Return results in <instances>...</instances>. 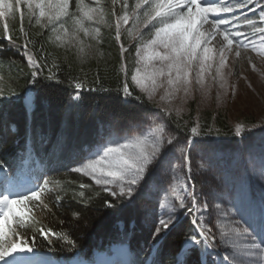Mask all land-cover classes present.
Returning a JSON list of instances; mask_svg holds the SVG:
<instances>
[{
    "label": "rangeland",
    "instance_id": "374dc122",
    "mask_svg": "<svg viewBox=\"0 0 264 264\" xmlns=\"http://www.w3.org/2000/svg\"><path fill=\"white\" fill-rule=\"evenodd\" d=\"M10 2L13 4L12 14L0 17V38H4L3 24L7 21L8 32L12 37H20L23 33H27V35L32 33L36 36L44 33L49 46L55 51H59L64 58L75 62L82 69L89 70V73L93 74L101 69L107 71L116 65L120 72L123 67L124 74L129 77L133 84L131 77L136 74V69L139 68L138 78L143 81L146 87H155L150 101L155 103L159 109L153 114L166 117L164 121L165 131L175 137L173 141L175 147L165 144L161 154L168 153L171 165L166 164L160 168L152 183L148 184L147 187L141 185L140 190L133 194H139L142 197L143 221L151 230V241L149 244H143L142 247L143 264L154 249L157 240L164 234L161 232L159 236L154 235V229L159 226L160 219L167 221L170 215V225L178 220L182 208L178 197H183L184 206L191 204L192 195L189 196L188 192L191 191L192 193L193 191L192 174L201 185L202 202L205 205L197 204V214L204 219L206 229L214 230L212 232L216 231L220 239L221 232L235 226L234 221H240L243 224L241 219V214H243L244 219L254 224L259 231L261 215L264 213V32L256 31V29L264 28V22L259 19L261 11L264 10V0H250V2L246 0V7L242 8L237 6L239 0H221L220 6L230 3L234 11L220 13L219 17L209 16L210 21L215 18L230 19L235 27L221 25V34L225 29H230L232 33L241 31L244 33L243 37L232 35L230 38L234 41L243 40V44L247 45V47L238 46L234 42L232 50L230 52L226 50L227 67L224 69L227 79L226 95L223 94L224 89L220 88L221 81L216 72L219 63L218 50L222 47V42L226 43L220 37L221 34L208 44V47L213 49L214 59L209 61L211 68L203 74V88L207 94H202L201 84L198 82V61L193 62L191 66V85L189 90L185 92L182 84L177 87L170 86L167 83V75L163 77L154 75L155 71L163 66L162 62L157 58L149 61L147 57L149 55L154 57L156 52L163 53L167 50L160 45H155L150 50L144 47V42L149 39L147 34L152 28L151 24L147 28L136 25L140 35L133 38L128 35V30L133 29V17L127 25L121 23L120 39L119 41L116 39V21L125 10L131 16L138 0H119L110 5L104 4L103 0H99V5H97L96 0H69L68 14L60 16L52 23L48 22V16L54 14V9L45 8V17L39 18L40 23H37L39 9L33 8L35 15L29 16L27 0H21L19 5H17L16 0H10ZM32 2L35 4L39 0H32ZM46 2L47 0H45ZM201 3L203 5V0ZM81 5L86 6V8L100 7L104 12V23L100 22L98 14H94L91 20L85 19L83 21V27L88 29V35H85L74 24L75 18L81 16L79 10ZM245 17L256 23L254 25L245 24ZM21 26L23 33L20 31ZM97 28L99 29V42L93 38L95 36L94 30ZM209 29L210 25H204L202 30L207 31ZM113 40H116L119 45L123 44L127 49V55L120 59V62L115 61V52L119 51L120 54L124 52H121L120 47L119 50L115 46L112 47ZM81 47L85 49L83 56L79 52ZM137 49L140 50V56H137ZM237 51L240 53L239 56L236 55ZM30 55L33 57L32 54ZM0 77H2L0 79V92L3 93L0 95V100H5L9 92H17L16 84L21 78L18 75L17 64L2 65ZM173 77H175V72H173ZM152 79L156 80L155 86L152 85ZM135 87L148 98L147 92L142 91L139 86ZM33 96L34 94L31 98ZM196 97L200 111L203 113L212 110L215 115L224 117L226 122L228 121L235 130L237 125H241L244 131L248 129L253 132L251 134L241 132L245 140L243 144L234 141V139L224 140L222 136H217L218 134H215L213 139H199L192 146L190 139L176 138V129L171 127L169 116L172 114L179 118L184 116L188 111L190 100ZM153 114L127 125L117 123L114 120L106 121L100 130L98 144L88 151L82 162L76 167L87 163L89 158H94L92 154L104 146H117L143 135L146 122L155 118ZM213 117L215 116L212 113ZM182 148L185 149L183 154L180 151ZM4 171L11 173L6 168ZM177 178L179 181H183V188L179 187ZM6 182L11 183L15 191H25L32 187L35 179L31 175L17 177L13 174L6 177L0 174V191H3ZM27 182L31 185L22 187ZM101 187L104 188V186ZM173 187L178 188V196L172 195ZM113 190L118 191L114 187ZM165 197L169 201H174V208L161 206L165 202ZM244 227H247V224H244ZM259 240L260 237L258 236L257 242ZM222 245L225 249L229 247L223 243ZM225 249L222 251L223 257L228 256ZM114 251L113 256L106 254L104 260L98 257L99 262L95 264H111L110 256L116 260L113 264H122L117 259L123 257H128L127 262L129 264H137L138 260L133 262L129 258L127 246L118 245ZM214 257L221 264V258L217 255ZM36 258H33L32 264H36ZM81 260L82 262H80ZM54 262L58 264L56 260ZM83 262L88 261L80 259L76 264Z\"/></svg>",
    "mask_w": 264,
    "mask_h": 264
},
{
    "label": "trees",
    "instance_id": "16d2710c",
    "mask_svg": "<svg viewBox=\"0 0 264 264\" xmlns=\"http://www.w3.org/2000/svg\"><path fill=\"white\" fill-rule=\"evenodd\" d=\"M103 1L106 5L113 2ZM26 40L29 42L27 49L24 48ZM114 46L119 50L116 40H113ZM25 52L33 55L40 69L28 65ZM115 54L116 62L127 55L119 51ZM4 64H17L21 78L16 84L17 92H9L5 100H0V163L10 171L16 167L17 175L34 174L37 182L49 181L50 191L46 193L45 203L51 213L44 209L42 216L38 214L37 219L41 220L38 226H46L45 230L50 227L58 234L45 238L37 233L32 238L29 231L24 237L28 246L34 251H51L61 260H70L76 256L93 259L96 251L127 244L132 254L138 256V263L142 264L141 244L149 243L151 238L143 221L142 197L139 194L131 198L114 197L90 178L70 170L98 144L100 130L106 121L127 125L149 117L158 111V106L140 92L116 65L107 71L101 69L89 73L49 46L44 33L39 36L31 33L27 37L23 34L13 37L11 42L0 38V69ZM33 71L38 75L33 77ZM125 80L131 96L123 94ZM76 83L83 87L76 89ZM29 94H34L31 107L25 103ZM216 116L212 110L200 111L196 97L190 100L184 116L179 118L172 114L169 121L176 129V138H188L192 144L202 138L213 139L215 134L224 140L234 139L243 144V136L236 135L235 128L224 117ZM194 127L197 134L192 132ZM22 158L24 164L20 168ZM37 159L42 161L41 167H35ZM191 178L192 202L182 207L176 222L179 225L169 227L167 235H162L164 239L156 243L152 264H177V254L185 239L197 230L192 220L204 226L195 209L196 204L205 205L201 185L193 174ZM81 183L90 187L80 189ZM80 191H84L83 197L79 196ZM57 196L60 197L58 202ZM106 202H111L112 206L108 207ZM189 207L193 208L191 214ZM212 233L214 237L208 247L201 246L198 251H193L187 256L186 264H203V256H207L208 264L213 261L217 264L213 255H219L222 247L217 232Z\"/></svg>",
    "mask_w": 264,
    "mask_h": 264
},
{
    "label": "snow or ice",
    "instance_id": "6c2138e0",
    "mask_svg": "<svg viewBox=\"0 0 264 264\" xmlns=\"http://www.w3.org/2000/svg\"><path fill=\"white\" fill-rule=\"evenodd\" d=\"M96 2L99 5V0H96ZM220 2L221 0H203L202 5L201 0H138L131 16L125 10L123 15L116 21V39L118 41L120 39L121 23L127 25L133 17V29L128 30V35L133 38L140 35L136 25L147 28L151 24L152 28L147 34L149 39L144 42V47L150 50L153 46L160 45L167 50L163 53L156 52L154 57L152 55L147 57L149 61L157 58L162 62L163 66L157 69L154 75L160 77L167 75V83L170 86L177 87L182 84L185 92H187L191 85V66L193 62L198 61V82L201 84L202 94L206 95V90L203 88V74L211 68L209 61L214 59L213 49L209 48L208 44L217 35L221 34V25L235 27V25H232V21L227 18L209 20L210 15L219 17L220 13L234 11L230 3L220 6ZM16 3L19 5L21 0H16ZM113 3H115V0H113ZM237 6L246 7V0H239ZM27 7L29 16L35 15L33 8L39 9L37 23H40L39 18L45 17V8L54 9V14L48 16V22L52 23L60 16L68 14L69 0H55V2L47 0L46 3L45 0H39L35 4L32 0H27ZM79 10L81 16L75 18L74 24L85 35H88V29L83 27L85 19L91 20L94 14H98L100 22H105L104 12L100 7L86 8V6L81 5ZM12 12L13 4L10 0H0V17H6ZM259 19L264 22V10L261 11ZM244 23L254 25L256 22L245 17ZM204 25H210V29L207 31L202 30ZM8 29L9 25L5 21L3 24L4 38L11 42L13 37L9 34ZM20 31L23 33L22 26ZM53 31H56V29H53ZM94 31L95 36L93 38L99 42V29L97 28ZM256 31L264 32V28L256 29ZM23 34L27 37V33ZM222 34L223 41L226 43L222 42V47L218 50L219 63L216 72L221 81L220 88L224 89L223 94L226 95L227 79L224 74V69L227 67L226 50L230 52L234 42L238 46L247 47V45L243 44V40L234 41L230 38L232 35L243 37L244 33L241 31L232 33L230 29H225ZM28 44L29 42L26 40L24 43L25 49L28 48ZM120 49L122 53L127 51L123 44L120 45ZM79 52L83 56L85 49L81 47ZM236 55H240L239 51L236 52ZM25 56L30 67L40 69V64L28 52H25ZM137 56H140L139 49H137ZM173 72H175V77H173ZM139 73L140 69L138 68L136 74L132 75L131 80L135 86H139L142 91L147 92L148 99L151 100L155 87H146L143 81L138 78ZM36 75H38V72L33 71L32 76L35 77ZM152 85H156L155 79H152ZM82 87L81 83L75 84L76 89ZM122 91L125 96L132 95L127 80L123 84ZM2 94L0 92V95ZM25 103L31 107L33 103L31 96H26ZM153 115L155 118L146 122L143 135L117 146H104L92 154L94 158H89L87 163L70 171L90 177L96 185L104 186L103 190L109 192L112 196L131 198L136 191L140 190L141 185L147 187L155 180L160 168L166 164L171 165L168 153L165 152L162 155L161 152L165 144L175 147L173 143L175 137L165 131L164 121L166 117L158 114ZM242 131H244L243 126L237 125L236 135L239 136ZM192 132L197 134V129L192 128ZM180 151L183 154L185 149L182 148ZM23 164L24 160L22 158L19 167L22 168ZM16 171L17 168L14 167L12 173H7L4 171L3 164L0 163V174L8 177ZM177 179L179 187L183 188V181ZM79 187L80 189H86L90 185L81 183ZM113 187L118 191H114ZM49 191V181L46 179L34 183L32 187L25 191H15L11 183H5L3 191H0V262L2 264H21V259L16 254L33 251L31 247L27 246L28 241L24 238L28 236L29 231L32 233V238L37 233L45 238H48L49 235H58L50 227L45 230L46 226H38L41 224V220L37 219V215L42 216L44 209L51 213L49 205L45 203L46 193ZM172 195L178 196L177 187L172 188ZM188 195H192L191 191L188 192ZM79 196L83 197L84 191H80ZM178 198L180 205L183 207V197ZM59 199L60 197L57 196L56 201L58 202ZM106 203L108 207L112 206L111 202ZM161 206L174 208L175 203L165 197V202ZM237 211L239 212V209ZM188 212L191 214L193 208L189 207ZM74 215H78V213H74ZM241 219L243 224L240 221H234L235 226L220 234L221 242L229 246L225 249L228 256L221 258V264H264V213L261 215L259 231H257L254 224L244 219L243 214H241ZM170 223V215L167 221L160 219L159 226L154 229V235L159 236L161 232L167 235ZM192 224L198 231L185 239L180 252L177 254V264H186L187 256L191 255L193 251H198L201 246L207 248L210 239L214 237L211 229L204 228L197 220H192ZM244 224H247V227H244ZM258 236L260 237L259 242H257ZM163 238V236L160 237V239ZM71 243L69 241L70 245ZM212 264H215V262L213 261Z\"/></svg>",
    "mask_w": 264,
    "mask_h": 264
},
{
    "label": "bare ground",
    "instance_id": "6f19581e",
    "mask_svg": "<svg viewBox=\"0 0 264 264\" xmlns=\"http://www.w3.org/2000/svg\"><path fill=\"white\" fill-rule=\"evenodd\" d=\"M220 37L223 38V34H221ZM16 255L21 259V264H32V262L34 261V259L36 257H38V258H36V260H37L36 264H55L54 260H56L57 263L60 264V262L57 259H47V258L42 257V256H37V255L33 254L32 252H21V253H17ZM103 255L104 254H99L98 255L99 259L104 258ZM77 261H79V259L76 260L75 263H77ZM80 262H82V261H80ZM80 264H91V263L83 262Z\"/></svg>",
    "mask_w": 264,
    "mask_h": 264
},
{
    "label": "water",
    "instance_id": "95a60500",
    "mask_svg": "<svg viewBox=\"0 0 264 264\" xmlns=\"http://www.w3.org/2000/svg\"><path fill=\"white\" fill-rule=\"evenodd\" d=\"M40 254H41V255H44V256L47 257V258H51V257H52V255H51L50 252H40Z\"/></svg>",
    "mask_w": 264,
    "mask_h": 264
}]
</instances>
